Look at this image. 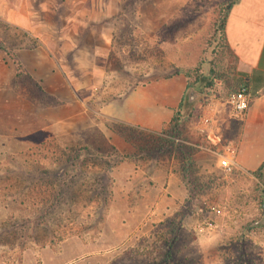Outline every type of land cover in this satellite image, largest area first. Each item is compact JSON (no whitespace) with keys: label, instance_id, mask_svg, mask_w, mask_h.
Masks as SVG:
<instances>
[{"label":"rangeland","instance_id":"rangeland-1","mask_svg":"<svg viewBox=\"0 0 264 264\" xmlns=\"http://www.w3.org/2000/svg\"><path fill=\"white\" fill-rule=\"evenodd\" d=\"M5 1L34 4L19 14L42 28L0 16V264H148L175 238L187 264H264V170L226 176L206 155L233 147L241 129L230 115L239 62L218 30L233 0ZM176 74L227 111L217 140L189 128L204 101L156 135L101 114ZM186 158L202 198L155 210L153 175Z\"/></svg>","mask_w":264,"mask_h":264},{"label":"crops","instance_id":"crops-1","mask_svg":"<svg viewBox=\"0 0 264 264\" xmlns=\"http://www.w3.org/2000/svg\"><path fill=\"white\" fill-rule=\"evenodd\" d=\"M33 5L25 2L20 7L11 6L5 0H0V16H4L8 23L26 30H32L33 26L42 28L40 22L31 20L33 19V16L30 17L31 14L22 13L23 16L19 14L23 9L33 8ZM39 7H42V4ZM16 8H19L20 12ZM226 35L228 46L238 58L242 87L247 88L251 96L249 107L242 118L235 117L233 112L230 114L236 118L235 123L241 128V131L237 132L236 141L232 143L235 142L233 147L237 148L238 169L253 172L264 163V0H241L228 17ZM99 70L103 71L102 68ZM188 86V79L183 74L136 86L126 95L103 106L101 114L126 126L159 134L172 122L183 100L186 98L187 101ZM200 95L196 102L188 104L196 106L199 101H204L207 107L202 116L191 123L189 128L193 134L205 132L208 139L217 140L215 136L221 130V125L227 123V111L220 102L213 99L208 101L202 94ZM203 138L205 140L204 136L201 139ZM206 155L211 158L208 165L213 169L217 167L215 154L211 152ZM205 163L204 160H198L197 169L206 172L209 166ZM153 180L155 187L150 193L155 192L158 196L154 199L158 202L155 204V210L162 208L161 202L164 200H168L169 204L168 208L162 210L168 213L178 209V206L172 208L174 203L189 201L191 192L189 193L184 182L175 173L169 171L167 175H163L162 171H157L153 175ZM201 198L202 195H198V199Z\"/></svg>","mask_w":264,"mask_h":264},{"label":"trees","instance_id":"trees-1","mask_svg":"<svg viewBox=\"0 0 264 264\" xmlns=\"http://www.w3.org/2000/svg\"><path fill=\"white\" fill-rule=\"evenodd\" d=\"M227 2H225V3H227ZM238 3H239V1L236 2V0L228 2L226 9L224 8V10L220 14L222 16L221 17L222 20H221V25H219L220 28H218V30L220 29L219 32L223 33V36H224L223 42H224V45L226 48H228L227 37L225 34L226 33L227 20H228V17L230 15L232 9ZM215 18H217V17H215ZM151 82H146L143 85H146V84L151 83ZM188 88L189 89L193 88L197 91H200V89L196 88L194 85L189 84ZM112 100H114V99H112ZM192 108H194V105H189L188 102L186 101V98H185L183 100L180 108H179V111L175 114L172 122L165 129H163V131L161 133H163L164 131H168V130H170L172 132H176L179 129L180 124L182 122L183 114L185 112L191 111ZM114 122H116V121H114ZM119 124L122 126H125V127H129V126H126V125L121 124V123H119ZM129 128H133V127H129ZM134 129L138 130L140 133L152 134V133H147L145 131H141L137 128H134ZM152 135H156V134H152ZM183 162L185 163V166L183 168L179 167V168L175 169L174 173L177 174L181 178V180L184 182V184L186 186V189L189 190V193L191 192V194L189 195V201H187V202H192V200L194 198L195 199L197 198V200H198V195L199 196L202 195L203 190H202V186H201V183L199 181V178H197L194 175V161H191L190 159L186 158ZM263 170H264V163L258 169L257 174L261 173ZM103 179H104V177H103ZM101 203L103 205H105L106 200H103V201L101 200ZM171 224H173V223L171 222ZM173 225H175V224H173ZM174 231H175V229H174ZM10 234H12V233H10ZM177 243H178V241L176 240V238L173 241L166 242V246H167L169 251L167 252L165 258H162V261H160V262H153V263H148V264H187V263H190V260L188 258H186V259L184 258L183 260H180L175 249H173V251H171L172 248L174 247V245ZM20 247H22V246H20Z\"/></svg>","mask_w":264,"mask_h":264},{"label":"built area","instance_id":"built-area-1","mask_svg":"<svg viewBox=\"0 0 264 264\" xmlns=\"http://www.w3.org/2000/svg\"><path fill=\"white\" fill-rule=\"evenodd\" d=\"M251 96L248 89L241 87L237 92L231 95L230 105L232 107L233 115L237 118H242L246 113ZM216 156L217 167L226 175L230 176L238 169L237 148L230 147L222 152L214 153Z\"/></svg>","mask_w":264,"mask_h":264},{"label":"water","instance_id":"water-1","mask_svg":"<svg viewBox=\"0 0 264 264\" xmlns=\"http://www.w3.org/2000/svg\"><path fill=\"white\" fill-rule=\"evenodd\" d=\"M201 97V95L195 91L194 89H189L188 93H187V102L189 104H193L194 102H196L199 98ZM264 208V205H263ZM264 222V219H263Z\"/></svg>","mask_w":264,"mask_h":264}]
</instances>
